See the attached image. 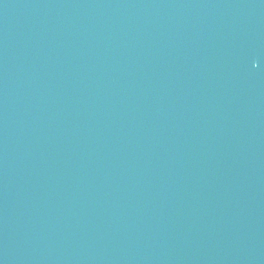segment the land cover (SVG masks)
Instances as JSON below:
<instances>
[{
	"label": "water",
	"instance_id": "water-1",
	"mask_svg": "<svg viewBox=\"0 0 264 264\" xmlns=\"http://www.w3.org/2000/svg\"><path fill=\"white\" fill-rule=\"evenodd\" d=\"M0 264H264V0H0Z\"/></svg>",
	"mask_w": 264,
	"mask_h": 264
}]
</instances>
